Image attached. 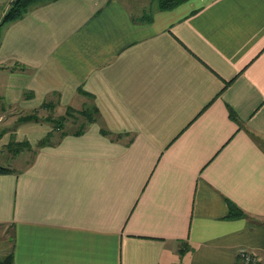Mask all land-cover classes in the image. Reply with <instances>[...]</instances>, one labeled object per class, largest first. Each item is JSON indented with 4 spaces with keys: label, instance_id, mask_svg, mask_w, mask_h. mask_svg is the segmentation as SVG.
I'll return each instance as SVG.
<instances>
[{
    "label": "crops",
    "instance_id": "1",
    "mask_svg": "<svg viewBox=\"0 0 264 264\" xmlns=\"http://www.w3.org/2000/svg\"><path fill=\"white\" fill-rule=\"evenodd\" d=\"M136 6L50 0L1 27L0 259L264 264V0Z\"/></svg>",
    "mask_w": 264,
    "mask_h": 264
},
{
    "label": "trees",
    "instance_id": "2",
    "mask_svg": "<svg viewBox=\"0 0 264 264\" xmlns=\"http://www.w3.org/2000/svg\"><path fill=\"white\" fill-rule=\"evenodd\" d=\"M45 1H50V0H12L9 3L7 10L0 18V30L4 24L22 18L33 6ZM146 1L147 3L143 7L136 6L137 9L134 7V9H132L133 11L130 10L131 11L130 19L132 21L136 23L150 22L154 11L170 10L188 0H146ZM77 113L80 114L82 117H84L87 121H92L94 114L96 113V110L93 105H90L87 107L85 106L83 109L77 111ZM230 116L231 118H233V114L230 113ZM30 118L33 119L34 117H30ZM63 118L65 117L63 116ZM3 171H5V169L0 167V172ZM228 215L230 218H233L235 216L242 215V213L240 212V210H237V207L233 203L228 202ZM0 264H12V257L8 255L6 258L0 259Z\"/></svg>",
    "mask_w": 264,
    "mask_h": 264
},
{
    "label": "rangeland",
    "instance_id": "3",
    "mask_svg": "<svg viewBox=\"0 0 264 264\" xmlns=\"http://www.w3.org/2000/svg\"><path fill=\"white\" fill-rule=\"evenodd\" d=\"M122 1H125L126 2V0H122ZM134 1H137V3L140 5V7H143L144 5H146V3H147V1L146 0H134ZM133 11V10H132ZM91 104H89L88 106H90ZM6 113V112H5ZM5 113H4V115H5ZM28 114H31V113H28V112H26L23 116H22V118H24L25 117V115H28ZM36 115V114H35ZM56 114H54V116H55ZM29 116H32V115H29ZM34 116V115H33ZM38 116V115H37ZM64 117H65V119L66 118H68V119H70V120H74V121H76L75 122V125H74V128H76L77 129V125L78 126H80L81 125V122H80V120H85V118L83 117H81L80 116V119L78 120L77 119V116H74V115H69V114H64L63 115ZM62 116V117H63ZM48 117H50V118H52L53 117V115H50V116H48ZM59 116H57L56 118H58ZM29 141H31V140H29ZM0 164H2V163H0ZM7 164V163H6ZM6 164H3V165H6ZM9 244H11V241H4V239L3 238H0V248H3L4 247V249H5V252L6 253H8L9 254V251H10V245ZM255 264H257V263H255Z\"/></svg>",
    "mask_w": 264,
    "mask_h": 264
},
{
    "label": "built area",
    "instance_id": "4",
    "mask_svg": "<svg viewBox=\"0 0 264 264\" xmlns=\"http://www.w3.org/2000/svg\"><path fill=\"white\" fill-rule=\"evenodd\" d=\"M237 257L242 264H255L260 261L257 253L248 249H240L237 252Z\"/></svg>",
    "mask_w": 264,
    "mask_h": 264
}]
</instances>
